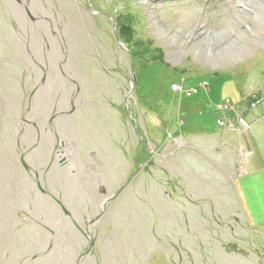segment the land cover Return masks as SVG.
Here are the masks:
<instances>
[{"label":"rangeland","instance_id":"obj_1","mask_svg":"<svg viewBox=\"0 0 264 264\" xmlns=\"http://www.w3.org/2000/svg\"><path fill=\"white\" fill-rule=\"evenodd\" d=\"M259 126L264 0H0V264H264Z\"/></svg>","mask_w":264,"mask_h":264},{"label":"crops","instance_id":"obj_2","mask_svg":"<svg viewBox=\"0 0 264 264\" xmlns=\"http://www.w3.org/2000/svg\"><path fill=\"white\" fill-rule=\"evenodd\" d=\"M263 129L262 128H260V126H259V130H258V132H256V133H259L258 135H260V136H258L259 138L260 137H263L264 138V131H262Z\"/></svg>","mask_w":264,"mask_h":264},{"label":"trees","instance_id":"obj_3","mask_svg":"<svg viewBox=\"0 0 264 264\" xmlns=\"http://www.w3.org/2000/svg\"><path fill=\"white\" fill-rule=\"evenodd\" d=\"M124 29H128V28L125 27ZM127 41H128L127 44H131L132 43V40L130 38H128Z\"/></svg>","mask_w":264,"mask_h":264},{"label":"built area","instance_id":"obj_4","mask_svg":"<svg viewBox=\"0 0 264 264\" xmlns=\"http://www.w3.org/2000/svg\"><path fill=\"white\" fill-rule=\"evenodd\" d=\"M195 92V91H194ZM189 95H191V94H189Z\"/></svg>","mask_w":264,"mask_h":264}]
</instances>
